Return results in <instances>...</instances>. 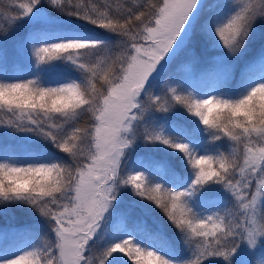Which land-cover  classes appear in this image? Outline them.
<instances>
[{
	"label": "snow or ice",
	"instance_id": "6c2138e0",
	"mask_svg": "<svg viewBox=\"0 0 264 264\" xmlns=\"http://www.w3.org/2000/svg\"><path fill=\"white\" fill-rule=\"evenodd\" d=\"M14 211L0 264H264V0H0Z\"/></svg>",
	"mask_w": 264,
	"mask_h": 264
},
{
	"label": "rangeland",
	"instance_id": "374dc122",
	"mask_svg": "<svg viewBox=\"0 0 264 264\" xmlns=\"http://www.w3.org/2000/svg\"><path fill=\"white\" fill-rule=\"evenodd\" d=\"M23 33H24V29H22V31H21V33H19V36L18 37H20V36H22L23 35ZM13 46V42L11 41V40H9L8 42H7V48H8V50L11 48ZM14 48V47H13ZM197 53H198V55H199V57H200V63H199V65L197 66V69L198 70H203V69H207V68H209L211 65H210V60H211V57L213 56V55H215V53L214 52H211V51H204V50H202V49H200V48H198L197 49ZM8 56H9V61L11 62L12 61V58L15 60L16 59V53H15V51L14 52H8ZM21 67V69H22V65L20 66ZM178 118V117H177ZM11 141H8V143H10ZM160 157H162V154H158V158H160ZM176 163V162H175ZM158 215L160 216V217H162L163 218V216H162V214H160L159 212H158ZM0 229H8L7 227H0ZM261 259H262V257H261V253L258 251V252H256V254L253 256V257H251V260H252V264H259V262L261 261Z\"/></svg>",
	"mask_w": 264,
	"mask_h": 264
},
{
	"label": "trees",
	"instance_id": "16d2710c",
	"mask_svg": "<svg viewBox=\"0 0 264 264\" xmlns=\"http://www.w3.org/2000/svg\"><path fill=\"white\" fill-rule=\"evenodd\" d=\"M22 29L23 28H21L16 33L17 37L19 36V33H21ZM8 52H11V53L14 52L13 46L8 50ZM13 60L14 59L12 58V61ZM173 163H175V162L173 161ZM158 212H159V210H157V214H158ZM28 219L29 218L24 213H21L19 211L9 212L7 214L0 215V226H8V227H12V228L22 227V226H24V224H26L28 222ZM160 219H163V218L160 217Z\"/></svg>",
	"mask_w": 264,
	"mask_h": 264
}]
</instances>
